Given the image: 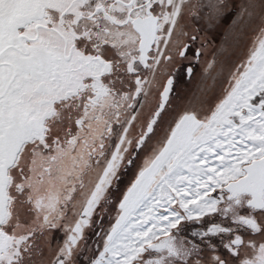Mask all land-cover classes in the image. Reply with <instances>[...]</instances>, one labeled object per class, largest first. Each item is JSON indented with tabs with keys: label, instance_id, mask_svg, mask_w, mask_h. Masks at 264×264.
<instances>
[{
	"label": "snow or ice",
	"instance_id": "1",
	"mask_svg": "<svg viewBox=\"0 0 264 264\" xmlns=\"http://www.w3.org/2000/svg\"><path fill=\"white\" fill-rule=\"evenodd\" d=\"M0 264H264V0H0Z\"/></svg>",
	"mask_w": 264,
	"mask_h": 264
}]
</instances>
